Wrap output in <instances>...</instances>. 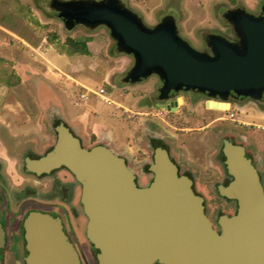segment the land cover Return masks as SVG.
Segmentation results:
<instances>
[{
	"label": "water",
	"instance_id": "water-1",
	"mask_svg": "<svg viewBox=\"0 0 264 264\" xmlns=\"http://www.w3.org/2000/svg\"><path fill=\"white\" fill-rule=\"evenodd\" d=\"M50 5L67 28L105 26L118 51L133 57L126 80L155 74L166 97L198 91L211 97L207 107L215 98L264 93V6L259 16L240 12L232 20L238 43L209 34L208 54L180 37L171 17L147 26L119 0H51ZM180 100L160 106L169 110ZM54 130L53 145L39 157H25V169L40 175L64 167L73 175L80 185L85 236L97 249L98 264H264V188L243 145L222 143L231 179L217 189L236 209L218 216L216 230L191 178L178 173L164 147L154 148L151 180L141 186L110 147L83 146L62 121ZM23 229L26 264H81L58 216L30 211Z\"/></svg>",
	"mask_w": 264,
	"mask_h": 264
},
{
	"label": "rangeland",
	"instance_id": "rangeland-1",
	"mask_svg": "<svg viewBox=\"0 0 264 264\" xmlns=\"http://www.w3.org/2000/svg\"><path fill=\"white\" fill-rule=\"evenodd\" d=\"M119 1L147 25L155 22V15L160 10L177 13L179 24L184 25L179 26L180 35L198 49L205 47L201 41L205 33L196 32L197 26L187 18L190 15L195 21L201 20L202 16L195 11L197 2L203 4L202 13L205 15L213 0H180L183 3L178 8H172L171 0L167 5L160 0L161 3L155 6L152 4L156 0ZM50 2L0 0V24L6 29L0 28V189L4 195L6 189H13L16 184H19L18 189L28 184L20 182L25 176L21 171L23 152L43 150L55 138L48 123L55 114H60L51 108L53 106L45 108L41 105L35 90L37 85L49 94L46 101H62L57 107L66 118L72 114L76 116V123L71 126L84 146L97 141L107 142L110 136L113 139L108 143L112 148L124 152L128 166L140 172V167L151 161L152 150L147 146L154 135L164 142L175 161L192 171L195 189L204 198L210 220L215 222L219 214L231 212L234 204L215 190L222 176L217 171L214 156L221 146L223 133L220 130L226 129V134H229L227 129L240 127V124L231 119L211 122L214 118L228 115V104L209 101L205 108L203 99L194 102L191 101V93H184L185 102L178 103L175 111L169 112L155 105V102L161 103L154 89L157 78L150 76L134 84L124 81L133 57L118 51L105 26L89 28L76 24L67 28ZM23 39L29 43H24ZM68 39H89L86 40L88 53L67 54ZM18 72L25 74L28 80L21 83ZM25 85L30 86L29 89ZM41 90L38 89L39 92ZM218 103L223 106H217ZM229 111L234 112L237 119L249 118L264 124V118L253 110L242 112L233 108ZM3 126L4 129L8 127L11 138ZM254 128L251 126L250 129L255 131ZM256 130L255 136L264 135V130ZM21 132L24 137H21ZM234 136L250 147L256 146L258 153L263 152L264 143L257 144L253 136ZM2 147L8 148V152H4ZM150 177L148 173L139 174L137 179L139 184H144ZM38 184L47 191L48 198L57 194L58 198H53L49 204L60 212L68 213L65 203L77 201L74 230L79 243L83 247L89 246L85 236L86 217L78 203L80 185L73 175L66 168L55 169L44 175ZM71 186L72 191L69 189ZM63 189L65 195H62ZM57 211L55 208L52 213ZM67 213L64 215L69 219Z\"/></svg>",
	"mask_w": 264,
	"mask_h": 264
},
{
	"label": "flooded vegetation",
	"instance_id": "flooded-vegetation-1",
	"mask_svg": "<svg viewBox=\"0 0 264 264\" xmlns=\"http://www.w3.org/2000/svg\"><path fill=\"white\" fill-rule=\"evenodd\" d=\"M197 5L199 7V9H198L199 11L197 10V12L200 13L199 16H202L201 20L195 21V19H193L194 17H192V19H193L192 20L190 15L187 19H189L192 23L194 22V24H192V25L197 26V27H195L196 32L201 31V32L205 33L201 37V41L203 42L205 47L203 49H198L197 47H194L193 45H191L189 41H188V43L193 48L210 54L211 53L210 48L206 43V38L208 37V35L209 34H217V35H220V36L228 39L229 41H231L233 43H238L239 38H238V36L234 30V24H233L232 20L235 19V17L240 12L241 13L246 12V13L253 15V16H259L262 12V7L264 6V0H213V3H211V5L208 7V11H209L208 14H205V15H204V13H202L203 12L202 11L203 4L201 2H199V3L197 2ZM174 7L175 6L173 5L172 8H174ZM163 12L161 10L159 12H157L155 15V18H156L155 22L152 25H147V24L146 25L152 27V26L158 24L159 22H161V20L163 18L171 17L172 20L174 21L176 31H177L178 35H180L179 26H184V25L179 24L178 14L177 13H170V12L163 13ZM196 22H198V23H196ZM130 68L127 70V72L124 76V81H126L130 84L140 83V82L146 80L150 76H155L157 78L156 85H155L154 89H155L157 97L161 101V103L155 102L154 103L155 105H158L159 107H161L160 105L165 104L171 100L175 101L177 99V97H180V99H181L180 102H177L176 107L171 106L170 109L168 110L169 112L177 110L178 105H179L178 103L184 104V102H185L184 97H183L184 93L185 94L191 93V101H194V102H197L198 100L203 99V102H204L203 104H204L205 108H206L205 100L208 98H211L210 96H207L204 93H201L198 91H193V90H178V91H176V92H174L171 95L166 97L164 93L161 94L160 89L162 86V82L159 79V77L155 74H149L146 77H144L140 80H137V81L126 80L127 73L130 70ZM178 95H180V96H178ZM215 99L217 101L225 102L228 104V108L226 109L228 111V115H226V117L219 116L217 118H214L211 120V122L231 119V120H237L240 124V127L227 129V131H230L229 134L228 133L226 134V132H225L226 129L220 130V132L223 133L222 138L220 139L221 146H220V150L218 151V154H216L214 156V160L218 164L217 171L221 174L222 180L220 181V183H217L215 185V190H217V192H218V189H217L218 185L226 184L231 179V176L228 174L226 166L224 164V155L222 152V143H223L224 139H227V140L231 141L232 143H237V144L243 145L244 152L250 158L252 164L255 166L257 173L259 175L260 181L262 183V186L264 188V149L261 150V152L263 151L262 153H258L259 151H258L256 146L253 145L252 147H250L249 146L250 144H246L240 140H236L235 136H234V135H236L237 137L242 138L241 137L242 135L245 137L250 135V136H253V138H255V133L257 132L256 129L259 128V130H264V124L256 123L249 118L237 119V118H235L234 112L229 111L230 109L238 108L242 112H245V111L248 112V110H253V111L257 112L259 115H261L262 112H264V93L261 94L260 96L233 95L232 94V95H228L227 98H225V99H220V98H215ZM191 103H193V102H191ZM217 106L221 107L223 105L221 103H218ZM163 109H165V108H163ZM57 123H55L54 126ZM251 126L255 127L254 128L255 131L250 129ZM69 129L72 131V133L74 135H76L79 138L80 143L83 145L81 138L77 134H75L70 127H69ZM53 131H54V137H55L54 127H53ZM54 141H55V138H54ZM54 141L50 145H47V147H45L43 150H40V151L39 150L38 151L25 150L23 152L22 162H21L22 163L21 164L22 165L21 171H23V173H25L24 174L25 176L24 177L22 176L23 178H22V181H20V182H24V183L27 182L28 184H25L24 187H21V189H18L19 184H16L13 187V189L12 188L6 189L5 195L0 189V227L3 231V243H2V245H0V264H26L25 257L27 255V251L25 249L23 220H24L25 216L30 211L46 212L52 216H58L60 218L62 230L66 234V236L68 237V240L71 242L73 248L75 249V251L78 255V258L80 260V263L81 264H98V262L96 260L97 249H95L90 242H89V246L83 247L82 244L79 243L78 237L75 233L74 222H75V218H76L75 207H76L77 201L76 202L73 201L71 203V201L69 200L67 203H65V204H67L66 209L68 210V213L67 212H60V209H58L56 206L49 204L50 200H54L53 198H56V199L58 198L57 194L52 196L51 198H48L46 196L47 191H44L40 186L41 184L40 185L38 184L44 175H48L51 172L37 175L35 173L26 171V169H25V164H24L25 157L34 158V157H39V156L43 155L53 145ZM112 141H114V140H112ZM104 142H106V141H97L95 144H102V145H105L107 147H110L115 153L122 156L124 158V161L127 164L128 157L126 154H124V152L116 151L114 148H112V146L108 142L107 143H104ZM156 146H162L167 150L170 158L173 160V162L175 163V165L177 167L178 173L185 174V175L189 176L192 180L193 190L196 193L200 194L195 189V181L193 178L192 171L189 169V167L188 166L183 167L177 161H175V159L171 156V154H170L168 148L166 147V145L164 144V142L162 140H160V138H158L154 135L150 138V142H148V146H147V147L151 148V150H152L151 155H150V159L152 160L153 150ZM25 147L27 148V146H25ZM88 147H90V146H88ZM252 150L256 153H254ZM21 152H22V150L19 153H21ZM149 163H147L146 165L143 164L140 167V172L136 171L135 169H132L134 176H135L134 180H135L137 185L143 186V185H147L150 182L151 177H152V173L148 170V164ZM60 168H64V167H59L56 169H60ZM147 173L149 175H151V177L148 180H146V182L144 184H139L138 179H137L138 175L139 174L145 175ZM0 174H1V172H0ZM0 183H1V181H0ZM38 185L40 187H38ZM69 189H70V191H72L73 186L69 187ZM26 190H31V192H27ZM65 194H66V191H65V189H63L62 195H65ZM79 198H80V193H79ZM202 198H203V196H202ZM224 199L232 202L234 204V207H233V210L231 212H226V213H221V214L233 213L236 209L235 201L232 199H227V198H224ZM78 203H80V200ZM79 205H81V204H79ZM203 206H204V211H205L204 198H203ZM55 208L58 211L55 214H53L52 211ZM65 213H67V216H69V219H66V216L64 215ZM205 213H206V211H205ZM206 215H207V213H206ZM212 226L216 230L219 229V226L217 224V219L215 222H212ZM151 264H160V263L153 262Z\"/></svg>",
	"mask_w": 264,
	"mask_h": 264
},
{
	"label": "crops",
	"instance_id": "crops-1",
	"mask_svg": "<svg viewBox=\"0 0 264 264\" xmlns=\"http://www.w3.org/2000/svg\"><path fill=\"white\" fill-rule=\"evenodd\" d=\"M161 1H163V0H161ZM161 1L160 0H156L152 5H157V4H160L161 3ZM169 1L170 0H164L163 2H166V5L167 4H170L169 3ZM172 1V4L176 7V8H178V7H180V6H182V3L183 2H181L180 0H171ZM153 6V7H154ZM161 6V5H160ZM160 6H157L158 8H160ZM158 8H156V10L158 9ZM195 8V7H194ZM193 8V9H194ZM199 9V7H198V5L196 6V8H195V11H196V13H197V10ZM160 10V9H159ZM199 11V10H198ZM87 27V26H86ZM0 28L1 29H3V30H6V29H4V27L3 26H1V24H0ZM90 28V27H89ZM87 41H89V39L87 40ZM87 41H86V43H87ZM23 42L24 43H29L28 41H27V39H23ZM115 42V41H114ZM88 49V48H87ZM68 52V53H67ZM66 53L67 54H75V53H77V54H81V53H78V52H70V51H68V49H66ZM60 58V57H59ZM17 72V71H16ZM18 75H19V77L18 78H20V81H21V83H23L25 80H28V78H27V76L25 75V74H20L19 72L17 73ZM26 86V85H25ZM30 87V86H29ZM29 87H27L26 86V88H28L29 89ZM36 87V94H37V97H38V99L39 100H41V105L43 106V107H45V108H47V107H51V106H53V107H51V108H55L57 111H58V113L60 114V116L59 115H57V114H55V117H54V119H52V120H50L49 121V126L51 127V128H53L54 127V124L55 123H57V122H59V121H62V122H64L68 127H70L72 130H73V132L75 133V134H77L76 133V131L73 129V127L71 126V124H75L76 123V116H74L73 114L72 115H70L68 118H66L63 114H62V112L58 109V105H60V104H58V102H62V101H58L57 103H55V102H48V101H46V98H47V96L49 95L48 93H46V92H44L43 91V89L41 90V88H40V86H35ZM47 87V86H46ZM40 89L43 93H40L39 91H38V89ZM43 100V101H42ZM64 100V99H63ZM117 105L118 106H120V104L117 102ZM55 106V107H54ZM54 109V110H55ZM55 110V111H56ZM77 112V111H76ZM62 116V117H61ZM258 116H260V117H262V118H264V112H262V114L261 115H259L258 114ZM67 119H69L70 120V123L68 122V120ZM262 124V123H261ZM4 127L5 126H3V130H4V132L7 134V136H9L10 137V135H9V133L7 132L9 129H8V127H6L5 129H4ZM21 127H25V125H21ZM23 132V131H22ZM21 132V137H24L25 135L23 134ZM93 132V131H92ZM78 135V134H77ZM79 136V135H78ZM80 137V136H79ZM11 138V137H10ZM105 138H108L107 136L105 137ZM110 139H113V138H111L110 136H109V142H111V140ZM125 140H126V138H125ZM255 140H256V142L258 143V144H260V143H264V135H261V136H255ZM107 141V142H108ZM114 141H115V139H114ZM107 142H104V143H107ZM96 143V142H95ZM94 143V144H95ZM125 143V142H124ZM93 145V144H92ZM7 149L8 148H5V147H2V150L4 151V152H8L7 151Z\"/></svg>",
	"mask_w": 264,
	"mask_h": 264
},
{
	"label": "trees",
	"instance_id": "trees-1",
	"mask_svg": "<svg viewBox=\"0 0 264 264\" xmlns=\"http://www.w3.org/2000/svg\"><path fill=\"white\" fill-rule=\"evenodd\" d=\"M86 40H79V39H68V51L70 52H78L81 54H87L88 49L86 46Z\"/></svg>",
	"mask_w": 264,
	"mask_h": 264
}]
</instances>
